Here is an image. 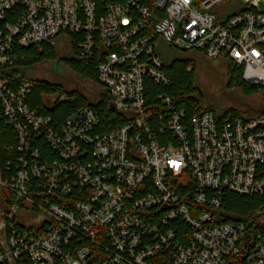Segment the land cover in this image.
<instances>
[{"label": "built area", "instance_id": "2783aa9c", "mask_svg": "<svg viewBox=\"0 0 264 264\" xmlns=\"http://www.w3.org/2000/svg\"><path fill=\"white\" fill-rule=\"evenodd\" d=\"M262 3L0 0V124L14 136L0 264H264V212L225 208L227 193L264 194V114L190 116L153 88L171 86L162 51L177 50L226 55L264 89ZM70 38L77 59L100 61L101 91L57 124L14 78L17 49Z\"/></svg>", "mask_w": 264, "mask_h": 264}, {"label": "trees", "instance_id": "16d2710c", "mask_svg": "<svg viewBox=\"0 0 264 264\" xmlns=\"http://www.w3.org/2000/svg\"><path fill=\"white\" fill-rule=\"evenodd\" d=\"M70 42L73 57L67 58L65 61L68 68L80 78L100 86L98 81V65L100 61L98 59L93 61H81L77 59L78 42L75 38H70ZM17 53L19 56V66L15 72L14 78L18 82H30L33 84V90L29 99L32 108L37 109L44 115L51 116L57 124H61L68 116L72 115L80 108L89 107L91 105L83 96L76 97V99L72 100L74 98V96H71L72 93L66 91L61 85L30 79L24 74L23 70H28L41 63L56 61L58 59V53L54 44L46 43L41 47H19ZM222 57L228 60L229 88H239L247 97L258 94L263 95L264 89L262 87L250 85L244 80L243 66L237 65L226 55ZM163 59L166 64L167 73L171 77V86L165 89L159 85L153 84V88L157 90V93L161 92L172 96L181 108L186 109L190 116L200 115L204 112H213L222 116L232 114L233 116L249 119L264 114V111L260 114H251L248 111H240L237 109H228L224 112L217 113L214 109L202 107L197 97L195 72L194 69L193 71L190 70L195 64H189V62L184 59L169 61L164 56ZM64 94L68 95L67 100L64 102H56L54 105H51L47 98ZM106 101L107 99L104 98L98 109L100 112L102 111V113H105V115H109L108 107L105 105L107 104ZM36 144L38 148H40L43 156L49 159L54 158L52 150L43 139H39ZM11 145H14L12 130L4 124H0V158L2 175L4 178L6 177V164L13 155L9 150V146ZM225 201L226 211L229 213V216H233V219L249 218L255 213L264 212V194L261 196L245 197L227 193Z\"/></svg>", "mask_w": 264, "mask_h": 264}, {"label": "rangeland", "instance_id": "374dc122", "mask_svg": "<svg viewBox=\"0 0 264 264\" xmlns=\"http://www.w3.org/2000/svg\"><path fill=\"white\" fill-rule=\"evenodd\" d=\"M264 11V3L261 4ZM58 59L54 62L41 63L28 70H23L30 79L49 82L61 85L71 96L85 97L93 103L100 94L99 86L93 82L84 80L72 72L65 61L73 57L71 46L67 41L59 39L56 41ZM167 60H187L189 64H195L190 70L195 72V85L197 97L204 108L214 109L220 113L228 109L248 111L251 114H260L264 111V98L262 94L247 97L239 88H229V65L228 60L221 57L216 60L207 59L199 52H179L172 50V53L162 51ZM68 98L67 94H64ZM50 103L52 96L47 97ZM2 177L0 158V178Z\"/></svg>", "mask_w": 264, "mask_h": 264}]
</instances>
